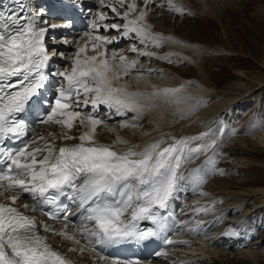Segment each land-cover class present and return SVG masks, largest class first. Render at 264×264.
<instances>
[{
	"label": "snow or ice",
	"instance_id": "snow-or-ice-1",
	"mask_svg": "<svg viewBox=\"0 0 264 264\" xmlns=\"http://www.w3.org/2000/svg\"><path fill=\"white\" fill-rule=\"evenodd\" d=\"M98 2L100 10L90 19L92 31L84 34V43L75 44L71 55L55 48L50 52L45 43L49 29L71 28L70 23L49 25L29 11L23 0H11L18 9L0 7V264H73L53 246L52 237L72 241L75 247L69 251L82 254L128 240H147L167 227L171 202L181 192L200 189V195L207 197L202 191L206 178L224 174L218 167L221 150L206 134L164 133L143 148L136 144L122 151L116 150V143L97 141L98 129L112 114L127 117L131 113L132 120L138 121L161 101L179 105L190 99L182 95L183 85L140 92L130 91L126 82L132 75L140 79L152 75L154 70L137 67L141 57L179 62L172 60L174 53L160 56L147 50L179 43L156 32L149 18L155 8L185 15L184 7L174 0ZM101 29L107 34H100ZM122 39L132 42L129 52L135 59L109 47ZM54 57L70 61V66L52 68ZM49 77L61 78L59 88L51 100H41ZM37 102L44 113L39 123L58 127L59 132L35 133L29 115ZM202 103L180 118L194 114ZM102 106L109 110L107 118L100 115ZM119 127L142 125L121 121ZM73 129L82 131L76 135ZM117 143L128 141L118 139ZM201 156L203 163L189 171L188 166ZM215 204L198 202L193 213L211 214ZM149 221L155 229L141 228V222ZM191 223L195 227L190 231L199 234L208 222ZM238 234L231 227L225 233Z\"/></svg>",
	"mask_w": 264,
	"mask_h": 264
},
{
	"label": "bare ground",
	"instance_id": "bare-ground-1",
	"mask_svg": "<svg viewBox=\"0 0 264 264\" xmlns=\"http://www.w3.org/2000/svg\"><path fill=\"white\" fill-rule=\"evenodd\" d=\"M205 1L206 0H174L175 3L182 5L184 9L189 6L191 9L193 8L195 10L197 8L196 6H198L199 11H204L207 9ZM170 14L180 16L167 10L155 8L152 11L149 20L150 23L154 25V30L156 32L162 33L165 36H171L174 41H179V43L167 42L162 48L148 50L165 54L174 53L172 57L175 58L171 57L172 60L179 62L168 63L163 59L150 60L149 58H139L140 63L137 65V67L143 70H154L152 75L146 76L144 79H140L136 75H132L131 77L126 78V82L128 83L130 91L140 92H150L153 90L154 86L159 88H173L183 85L184 91L182 95L186 97H192V101L199 96L204 97L202 100V106L196 109L194 114H191L187 118L183 119L180 118L181 116L172 117L170 115L171 108L169 104H164L163 101L159 102L152 111L146 112L143 118L138 121L132 120L131 113H129L127 117L121 118H116V116L112 114L111 119L107 120V124L98 129V135L96 137L97 141L99 143L105 144L116 143V150L122 151L136 144L143 148L144 146L153 143L155 140L160 139L164 133H171L172 135L176 136H197L206 134L207 136L216 140L217 147L221 150V153H223V155L220 157L223 158L222 160L219 159L218 164L220 169L222 166L227 164L226 159L231 155L229 152L234 149H246L249 152L262 147L264 148V132H257L256 134L254 133V135L250 138L241 139L235 130V128L237 129V123L239 120L238 117L240 115L239 111L241 109L246 110L252 108L257 112L259 108H261L264 82H259L257 85L250 87L247 86L243 80H238L231 86H227L226 90H221L220 92L214 94L212 87L207 85L209 79H207L206 72H204L206 71L204 66L205 57L208 55H220L221 53H225L227 51L220 47L210 48L190 42L181 35L183 32L180 34L179 31L175 29L177 24H175L176 26H174V28H172L171 23L169 25L168 22ZM111 15L112 14L109 12V16ZM188 28L189 27L185 28L186 33L188 32ZM100 34H105L103 29L100 30ZM112 34L114 35L115 33L113 32ZM188 38L192 40L190 37ZM121 42L122 41H119V43L110 45L109 47L115 48L117 51H120L123 54L129 55L130 58L135 59L136 57L129 52L132 42L127 40L123 45L120 44ZM181 77H185L188 80H182ZM245 78L248 79V77ZM134 84H136V87H134ZM178 107H182V105H179ZM112 118L114 119L112 120ZM121 121L137 123L142 125V127L139 129L120 128L119 123ZM59 131L60 129L58 127L43 126L37 131V133L46 134L47 132ZM79 131H82V129H73V134L78 135ZM118 139L126 140L128 143H117ZM76 142L78 141H70L68 143ZM59 143L63 142L58 141V144ZM210 154L211 153H209V155ZM204 159L205 157L201 156L198 160L190 164L188 166L189 171L193 168L199 167L203 163ZM241 159L234 161V163L239 164L241 169L251 168L249 164L245 165V167H242L243 160ZM185 175H187V172ZM211 175L206 178V183L202 186V191L209 194L207 197L200 195V189L192 191L191 188H189V190L181 192L177 198L171 202V210L175 211V216L177 218L182 219V221L186 223V228L188 226L187 231L191 235V238L186 237L184 239V241H188L189 243L175 251H178L177 253L181 252V254L178 255L175 253V257L174 254L172 257L162 261L145 262L143 264H252L250 261L240 262L236 259V261H227V259H230L231 257L230 253L234 254L235 252H233V250L232 252L228 251V253L226 251V253H224L225 250L221 249L220 246L223 241H226L225 243L228 246L233 244L239 249L236 250V247H231L237 252H241V248L243 250L244 247L240 248L239 246L241 244L238 246L237 243L239 242L236 240V237L242 235L243 238L245 237L244 243H247L248 241L250 242L252 239L251 233L246 232L249 234H245V230L243 231L248 217H241V215L237 216L236 219L235 217L240 211L243 214V212L247 210L253 211V209H255L257 212L261 208L264 209V186H253V184L247 180L240 181L238 184H236L237 182L232 183L228 180L225 181V179L224 181L221 180V182H219L217 181L218 177H216L215 173ZM212 201L216 202L215 206L218 208L223 210L225 209V216L223 217L225 220L223 222L220 221L224 227L215 228V226L212 224L210 228L214 232H210L208 234L205 232V230L199 234L190 231L192 227H195V225L191 223L193 220L199 219L207 221L208 223L206 226H208V224L214 220L213 218L209 220L207 214L196 216L193 213V208L198 206V202L199 205H204ZM226 208L229 209L227 210ZM252 214L253 213H251V216ZM40 218L43 219L42 216ZM230 227L235 228L239 234L235 236L225 235ZM217 237L221 238V241L214 242ZM261 237L264 238V233L261 235ZM51 239L53 246L61 253L68 256L73 261V264H107L90 253L82 254L80 252L69 251L71 247H75L71 241H62L60 237H52ZM250 245L247 247H250ZM231 247H228V249ZM253 248H255V246ZM261 250L263 251L264 249ZM246 251L247 250H245V252ZM221 253L224 255H221ZM263 253L261 251H249L243 255L250 256L252 259L257 260L256 257L259 255L256 254L261 255ZM260 263L264 264V256L262 257Z\"/></svg>",
	"mask_w": 264,
	"mask_h": 264
},
{
	"label": "rangeland",
	"instance_id": "rangeland-1",
	"mask_svg": "<svg viewBox=\"0 0 264 264\" xmlns=\"http://www.w3.org/2000/svg\"><path fill=\"white\" fill-rule=\"evenodd\" d=\"M205 4L207 9L204 11H199L198 6H196L197 10L187 6L185 8V12H187L185 15L176 16L170 14L168 23L169 25L171 23L172 28L177 24L175 29H177L180 34L183 32L181 35L194 44H200L210 48L220 47L227 51L220 55H208L205 57L204 66L206 71L204 72H206V77L209 79L207 85L212 87L213 93L216 94L221 90H226L227 86H231L238 80H243L247 86L250 87L257 85L259 82H264V0H206ZM177 19L181 20L178 21ZM187 27L189 28L186 33L185 28ZM187 36L194 41L190 40ZM192 69L195 70L194 68ZM240 74L248 77L249 80ZM239 112L240 115L237 123L239 138H250L254 133L264 132V127H262V125H264V89L262 91L261 108H259L257 112L252 108L246 110L241 109ZM229 153L231 155L226 159L227 164L221 168L222 170L224 169V174L218 172L216 176L218 177L217 181L221 182V180L224 181L225 179V181L228 180L232 183L237 182L236 184H238L240 181L247 180L250 181L253 186H264L263 147L249 152L246 149H234ZM222 158L220 159L222 160ZM240 159L243 160L242 167L249 164L251 168L241 169L239 164L234 163V161ZM215 208L216 210L213 213H216V217L222 216L223 218L225 216V209H220L217 206H215ZM261 209L257 212L255 209H253V211L247 210L243 212V214L240 211L238 215H241V217L247 216L249 226H254L255 230L258 228L256 230L257 232H255L258 233L257 238L261 248H264V238L261 237L264 233V209ZM251 213H253L252 216ZM238 215H236L235 218H237ZM213 219L215 220V218ZM220 221L224 220L221 219ZM219 225L224 227L223 224ZM239 237H241L242 243L245 242V237L243 238V236L240 235ZM225 242L223 241L221 246L225 248L234 246L236 250L239 249L231 243V245L228 246ZM247 243L241 245L238 243L240 248L244 247V249L247 250L246 252L244 249L242 250V248L241 252H237L232 247L229 250H225L224 253H226V251L232 252L233 250V252H235L234 254L230 253L231 257L227 259V261H234L236 259L240 262L250 261L252 264H261L260 261L264 256V251H261L263 253L261 255L256 254L260 256L256 257L257 260L252 259L250 256L243 255L249 251H259L257 241H254V244H251L249 241ZM249 245L250 247H247ZM254 246L255 248H253ZM177 254L179 255L181 252ZM221 255L224 254L221 253Z\"/></svg>",
	"mask_w": 264,
	"mask_h": 264
}]
</instances>
